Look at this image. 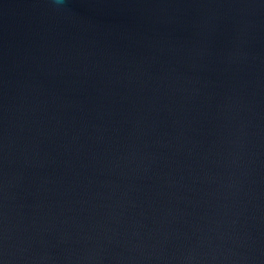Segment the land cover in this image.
Wrapping results in <instances>:
<instances>
[{
    "label": "water",
    "instance_id": "obj_1",
    "mask_svg": "<svg viewBox=\"0 0 264 264\" xmlns=\"http://www.w3.org/2000/svg\"><path fill=\"white\" fill-rule=\"evenodd\" d=\"M0 264H264V0H0Z\"/></svg>",
    "mask_w": 264,
    "mask_h": 264
}]
</instances>
